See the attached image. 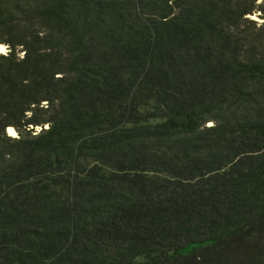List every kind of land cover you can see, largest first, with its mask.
Wrapping results in <instances>:
<instances>
[{
  "label": "trees",
  "instance_id": "trees-1",
  "mask_svg": "<svg viewBox=\"0 0 264 264\" xmlns=\"http://www.w3.org/2000/svg\"><path fill=\"white\" fill-rule=\"evenodd\" d=\"M0 45V264H264V0H0Z\"/></svg>",
  "mask_w": 264,
  "mask_h": 264
},
{
  "label": "clouds",
  "instance_id": "clouds-1",
  "mask_svg": "<svg viewBox=\"0 0 264 264\" xmlns=\"http://www.w3.org/2000/svg\"><path fill=\"white\" fill-rule=\"evenodd\" d=\"M3 55H7V50H6V47L4 45H0V56H3ZM21 58H22V54H21ZM7 135L10 137H15L13 135V132L11 131V128H9L7 130Z\"/></svg>",
  "mask_w": 264,
  "mask_h": 264
},
{
  "label": "snow or ice",
  "instance_id": "snow-or-ice-1",
  "mask_svg": "<svg viewBox=\"0 0 264 264\" xmlns=\"http://www.w3.org/2000/svg\"><path fill=\"white\" fill-rule=\"evenodd\" d=\"M254 19V18H253ZM8 130V129H7ZM11 131H12V129H11ZM13 132V131H12ZM13 135L15 136V133L13 132Z\"/></svg>",
  "mask_w": 264,
  "mask_h": 264
},
{
  "label": "bare ground",
  "instance_id": "bare-ground-1",
  "mask_svg": "<svg viewBox=\"0 0 264 264\" xmlns=\"http://www.w3.org/2000/svg\"><path fill=\"white\" fill-rule=\"evenodd\" d=\"M12 129V128H11ZM12 131L15 133V131L12 129ZM15 136H16V133H15Z\"/></svg>",
  "mask_w": 264,
  "mask_h": 264
},
{
  "label": "rangeland",
  "instance_id": "rangeland-1",
  "mask_svg": "<svg viewBox=\"0 0 264 264\" xmlns=\"http://www.w3.org/2000/svg\"><path fill=\"white\" fill-rule=\"evenodd\" d=\"M255 18V17H254ZM256 20H257V18H255ZM258 21H260V20H258Z\"/></svg>",
  "mask_w": 264,
  "mask_h": 264
}]
</instances>
